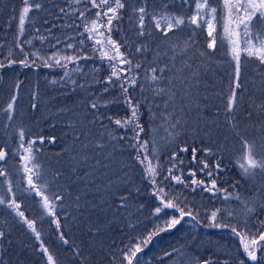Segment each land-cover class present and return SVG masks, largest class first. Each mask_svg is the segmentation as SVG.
Wrapping results in <instances>:
<instances>
[{"label":"snow or ice","instance_id":"snow-or-ice-1","mask_svg":"<svg viewBox=\"0 0 264 264\" xmlns=\"http://www.w3.org/2000/svg\"><path fill=\"white\" fill-rule=\"evenodd\" d=\"M0 97V264H264V0H0Z\"/></svg>","mask_w":264,"mask_h":264},{"label":"bare ground","instance_id":"bare-ground-1","mask_svg":"<svg viewBox=\"0 0 264 264\" xmlns=\"http://www.w3.org/2000/svg\"><path fill=\"white\" fill-rule=\"evenodd\" d=\"M5 99H6V97H5ZM26 100H27V99H25V102H26ZM48 151H49V152H54V147H50V148L48 149ZM168 238H169V237H166L165 239L168 240ZM153 252H157V250H156V249H153L151 253L153 254ZM157 254H159V253L157 252Z\"/></svg>","mask_w":264,"mask_h":264},{"label":"flooded vegetation","instance_id":"flooded-vegetation-1","mask_svg":"<svg viewBox=\"0 0 264 264\" xmlns=\"http://www.w3.org/2000/svg\"><path fill=\"white\" fill-rule=\"evenodd\" d=\"M27 70H21V78H23V73L26 72ZM29 76H32L33 79H35V76L33 75V73H29ZM168 240L170 241L171 238L169 237Z\"/></svg>","mask_w":264,"mask_h":264},{"label":"rangeland","instance_id":"rangeland-1","mask_svg":"<svg viewBox=\"0 0 264 264\" xmlns=\"http://www.w3.org/2000/svg\"><path fill=\"white\" fill-rule=\"evenodd\" d=\"M218 30H219V29H218ZM4 99H5V97H0V105H2ZM25 99H27L26 95H25ZM25 106H26V102H25ZM55 151H57L56 148H54V152H55ZM149 256H150V254H149Z\"/></svg>","mask_w":264,"mask_h":264},{"label":"trees","instance_id":"trees-1","mask_svg":"<svg viewBox=\"0 0 264 264\" xmlns=\"http://www.w3.org/2000/svg\"><path fill=\"white\" fill-rule=\"evenodd\" d=\"M15 2H18V0H15ZM149 254H150V256H149V258L152 256V253L151 252H149Z\"/></svg>","mask_w":264,"mask_h":264}]
</instances>
